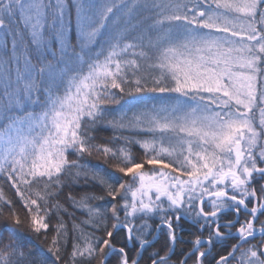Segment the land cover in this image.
<instances>
[{
  "label": "snow or ice",
  "instance_id": "1",
  "mask_svg": "<svg viewBox=\"0 0 264 264\" xmlns=\"http://www.w3.org/2000/svg\"><path fill=\"white\" fill-rule=\"evenodd\" d=\"M0 264H264V0H0Z\"/></svg>",
  "mask_w": 264,
  "mask_h": 264
},
{
  "label": "trees",
  "instance_id": "2",
  "mask_svg": "<svg viewBox=\"0 0 264 264\" xmlns=\"http://www.w3.org/2000/svg\"><path fill=\"white\" fill-rule=\"evenodd\" d=\"M135 152H136L137 155H140L141 154L139 149H136ZM157 246H159V245H157Z\"/></svg>",
  "mask_w": 264,
  "mask_h": 264
}]
</instances>
